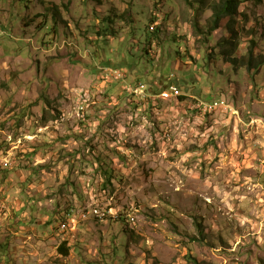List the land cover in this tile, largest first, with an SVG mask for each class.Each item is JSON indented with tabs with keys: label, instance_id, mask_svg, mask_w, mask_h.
<instances>
[{
	"label": "rangeland",
	"instance_id": "rangeland-1",
	"mask_svg": "<svg viewBox=\"0 0 264 264\" xmlns=\"http://www.w3.org/2000/svg\"><path fill=\"white\" fill-rule=\"evenodd\" d=\"M226 1L0 0V264H264V0Z\"/></svg>",
	"mask_w": 264,
	"mask_h": 264
},
{
	"label": "built area",
	"instance_id": "built-area-1",
	"mask_svg": "<svg viewBox=\"0 0 264 264\" xmlns=\"http://www.w3.org/2000/svg\"><path fill=\"white\" fill-rule=\"evenodd\" d=\"M143 89H145V87L143 85H141L137 91L143 92L144 91ZM160 94H161V97L171 98V97L179 96L180 95V89H179V86H177L175 83L170 82L167 84V86L164 89H162ZM227 105H228L227 101L223 97V98H215L212 101H209V102H206L205 104H202V108L205 112H213V111L217 110L218 108L226 107ZM94 213L96 215H98V217L100 218V216H99V215H101L100 212L95 210ZM71 215L72 214H70L68 216V218H70ZM103 216H104V214H103ZM69 220L70 219H66V221L64 220L63 223L60 224V226H59L60 230H65L67 228V226H68L67 223ZM131 221H134V220L131 219Z\"/></svg>",
	"mask_w": 264,
	"mask_h": 264
},
{
	"label": "trees",
	"instance_id": "trees-1",
	"mask_svg": "<svg viewBox=\"0 0 264 264\" xmlns=\"http://www.w3.org/2000/svg\"><path fill=\"white\" fill-rule=\"evenodd\" d=\"M238 1L239 0H227L225 3V6L223 9L215 13V19H214V27H217L219 25L220 20L224 15H232L236 13V8L238 6ZM255 1L256 3H261L263 0H252ZM64 220V219H62ZM60 252L64 256L69 255V249L67 247V244L64 243L62 246H60Z\"/></svg>",
	"mask_w": 264,
	"mask_h": 264
},
{
	"label": "clouds",
	"instance_id": "clouds-1",
	"mask_svg": "<svg viewBox=\"0 0 264 264\" xmlns=\"http://www.w3.org/2000/svg\"><path fill=\"white\" fill-rule=\"evenodd\" d=\"M69 215H70V214H69ZM63 221H64V220H63ZM129 221H130V222H134V221H131L130 219H129Z\"/></svg>",
	"mask_w": 264,
	"mask_h": 264
}]
</instances>
